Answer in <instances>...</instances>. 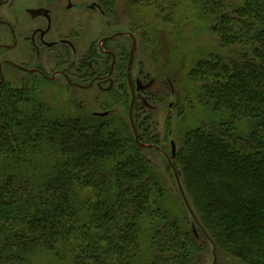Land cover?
<instances>
[{
  "label": "trees",
  "instance_id": "1",
  "mask_svg": "<svg viewBox=\"0 0 264 264\" xmlns=\"http://www.w3.org/2000/svg\"><path fill=\"white\" fill-rule=\"evenodd\" d=\"M189 2L219 14L212 30L232 48L199 58L189 74L195 89L182 96L187 109L195 97L212 113L173 142L195 221L165 205L129 105L124 121L70 101L55 109L41 81L1 83L0 264L37 255L50 264H198L209 245L221 264H264V0ZM136 111L138 140L156 146Z\"/></svg>",
  "mask_w": 264,
  "mask_h": 264
},
{
  "label": "rangeland",
  "instance_id": "2",
  "mask_svg": "<svg viewBox=\"0 0 264 264\" xmlns=\"http://www.w3.org/2000/svg\"><path fill=\"white\" fill-rule=\"evenodd\" d=\"M80 1L87 4L90 1L98 0ZM137 2H139L138 6L134 5V0H115L116 15L109 18V27L95 11H86L82 24L86 33L92 32L99 36L106 32L111 35L117 31H130V29L136 28L137 51L131 65V79L135 80L136 73L140 69L142 77L139 80L143 84L147 81L145 77L150 78L149 82L153 80L147 88L152 92L153 101L151 103L153 105L149 104L150 107L144 109V112L136 111L134 114L136 118V115L139 116L140 122L148 121L147 129L151 131V136L154 135L157 138L154 144L163 150L162 153L150 148L144 149V155L151 161L165 187V205L181 220L185 218L190 224V216L187 215L188 211L178 192L173 172L168 167L165 153L169 155L170 141L174 142L177 139V134L182 128L191 127L199 123L200 119L206 121L208 117L212 116L208 109L195 102V97L191 98L190 106L192 108L187 109V105L185 106L183 103L184 97L182 98V96L195 89L193 84L189 83V74L196 61L209 54L226 55L232 48L222 47L217 35L212 30L219 14L211 15L208 12L199 11L198 6L190 3L189 0H137ZM232 10V7H229L227 12ZM116 41L127 47L131 43L129 36L121 37ZM114 46L115 44L112 43L110 49H113ZM138 59L141 63L139 66L137 65ZM13 73L14 71L8 70L4 75L10 77ZM15 75L16 79L20 78V74L17 72ZM60 80H56V83L64 84ZM69 90L49 87V91L46 89L45 93L49 94L48 98L53 107L59 109L66 105L68 99H73L74 95L72 94L82 95L77 89ZM125 90L124 102L118 101L117 93L115 99L111 95L109 97L105 95L101 98L102 101H105L103 104L85 103L84 110L90 112V110L102 108V105H105L106 108L111 109L112 114L119 115L124 121H128L127 108L130 94L126 78ZM87 97L88 95L85 93V99ZM178 99L180 100L178 101ZM74 100L73 102L76 103ZM138 100L141 99L138 97L136 102ZM181 107L184 110V115L178 117ZM148 109L150 113L147 112ZM167 116L170 117L167 118ZM139 134L144 137V140H148L143 131H139ZM91 193L90 188H85L81 192L83 198L90 197ZM213 252L209 245L207 251L201 253L196 259L198 264H213ZM220 261L226 260L217 259L214 264H221ZM33 264H50V261L37 255Z\"/></svg>",
  "mask_w": 264,
  "mask_h": 264
},
{
  "label": "flooded vegetation",
  "instance_id": "3",
  "mask_svg": "<svg viewBox=\"0 0 264 264\" xmlns=\"http://www.w3.org/2000/svg\"><path fill=\"white\" fill-rule=\"evenodd\" d=\"M107 2L113 6L111 10L105 0L87 4L79 0H0V84L15 87L29 84V81H41L47 88L77 89L82 95L72 94L73 99L68 101L77 99L74 100L76 103L84 105L89 102L103 104L105 101L101 98L109 97L110 93H117L118 99L122 100L118 101L123 102L126 78L130 101L133 88V112L138 106L144 112L153 105L148 98L152 92L147 89L151 84L141 88L149 83L150 78L145 77L147 81L143 84L139 80L142 77L140 69L135 80L131 79V65L137 51L136 28H133L135 34L133 29L111 35L106 32L100 36L84 31L82 20L86 11L98 13L109 27V18L116 15L115 0ZM126 36L131 39L128 47L116 41ZM133 40L135 46L129 70L131 87L127 65ZM112 43L115 46L110 49ZM137 61V65H141L140 59ZM8 70L14 71L10 77L4 75ZM15 72L20 74L19 79H16ZM59 79L64 84L56 83ZM138 83L141 85L139 89ZM138 97L141 100L137 103ZM108 112L111 109L105 105L90 110L96 116H105ZM147 112L150 113L149 109ZM136 131L138 133L137 128Z\"/></svg>",
  "mask_w": 264,
  "mask_h": 264
},
{
  "label": "water",
  "instance_id": "4",
  "mask_svg": "<svg viewBox=\"0 0 264 264\" xmlns=\"http://www.w3.org/2000/svg\"><path fill=\"white\" fill-rule=\"evenodd\" d=\"M134 46H135V42H134V40H133V43H132V45H131V49H130V53H129V61H128V65H127V78H128V80H129L130 85H131V82H130V78H129V76H130V74H129V70H130V65H131V61H132V53H133ZM151 83H152V81H150L148 84H146V85H144V86L142 85V87H141V85L138 83V87H137V88H138V89H139L140 87H141L142 89H143V88H146V87H148ZM131 87H132V85H131ZM131 91H132V97H131V101H130V104H129L128 117H129V121H130L131 127H132V129H133V133H134V137H135V142H136L138 148H139L140 150H143V149H145V148H151V149L154 148V149H156L157 151L163 153V151L160 150L159 147L154 146V145L145 144V143H142V142H140V141L138 140V137H137V131H136V128H135V126H134L133 117H132V108H133V102H134L133 88H131ZM174 153H175V145H174L173 142H171V156H170V155H167L166 153H165V156H166V159H167V161H168V163H169V165H170V168H171V170H172V172H173V175H174V178H175V181H176V185H177V189H178V192H179V194H180V196H181V198H182V201H183V203H184L186 209H187V210L189 211V213L191 214V217H192L193 220L195 221V216H194L193 211H192V209H191V206H190V204H189V202H188V199H187V197H186V195H185V192H184V190H183V188H182V185H181V182H180L179 173H178L176 167L174 166V164H173L172 161H171V157H174V155H175ZM214 263H215V254H214V252H213V264H214Z\"/></svg>",
  "mask_w": 264,
  "mask_h": 264
}]
</instances>
